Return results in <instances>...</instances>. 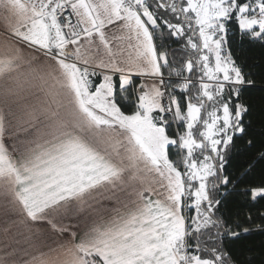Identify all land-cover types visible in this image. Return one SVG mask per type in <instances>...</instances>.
Wrapping results in <instances>:
<instances>
[{
  "label": "snow or ice",
  "instance_id": "1",
  "mask_svg": "<svg viewBox=\"0 0 264 264\" xmlns=\"http://www.w3.org/2000/svg\"><path fill=\"white\" fill-rule=\"evenodd\" d=\"M0 264H264V0H0Z\"/></svg>",
  "mask_w": 264,
  "mask_h": 264
}]
</instances>
